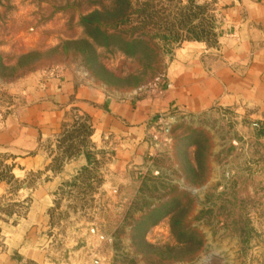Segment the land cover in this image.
Here are the masks:
<instances>
[{
    "label": "rangeland",
    "instance_id": "obj_1",
    "mask_svg": "<svg viewBox=\"0 0 264 264\" xmlns=\"http://www.w3.org/2000/svg\"><path fill=\"white\" fill-rule=\"evenodd\" d=\"M229 24L215 0H0V129L51 80L79 79L121 99L160 93L173 50L191 40L215 44ZM229 112L158 115L130 184L105 180L88 115L65 116L41 144L53 169L79 154L96 163L75 194L63 186L57 219L81 210L99 225L84 240L98 233L95 253L109 259L92 262L90 247L80 264H264V135L243 131ZM9 158L0 152V211L12 214L21 210L12 194L22 181L11 176Z\"/></svg>",
    "mask_w": 264,
    "mask_h": 264
},
{
    "label": "crops",
    "instance_id": "obj_2",
    "mask_svg": "<svg viewBox=\"0 0 264 264\" xmlns=\"http://www.w3.org/2000/svg\"><path fill=\"white\" fill-rule=\"evenodd\" d=\"M215 1L230 22L231 33L220 34L215 44L191 40L174 49L164 68L160 93L121 99L94 84L64 78L46 82L33 92L34 97L26 96L22 105L7 114L0 129V152L11 154L7 159L11 176L22 181L12 194L21 210L0 211V264H78L90 247L91 261L101 259L95 253L98 233L87 242L83 238L84 230L96 232V222L78 216L81 210L70 213L66 221L57 219L67 202L63 186L71 185L75 194L83 171L91 169L95 159L80 154L60 157L53 169L55 158L41 147L57 135L71 113L88 115L91 145L107 182L113 177L132 183L133 168L146 162L144 131L158 115L231 114L234 110L238 127L264 135V0ZM167 82L170 87L165 88ZM31 173L36 179L30 186L26 182ZM6 188L0 178V196Z\"/></svg>",
    "mask_w": 264,
    "mask_h": 264
}]
</instances>
